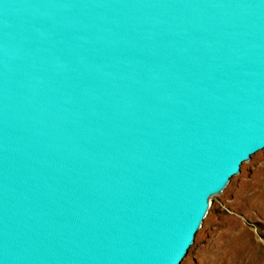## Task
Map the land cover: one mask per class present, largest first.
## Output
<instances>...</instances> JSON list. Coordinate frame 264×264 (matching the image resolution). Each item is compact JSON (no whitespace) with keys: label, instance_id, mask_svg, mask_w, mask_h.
<instances>
[{"label":"water","instance_id":"1","mask_svg":"<svg viewBox=\"0 0 264 264\" xmlns=\"http://www.w3.org/2000/svg\"><path fill=\"white\" fill-rule=\"evenodd\" d=\"M264 149V0H0V264H181Z\"/></svg>","mask_w":264,"mask_h":264},{"label":"rangeland","instance_id":"2","mask_svg":"<svg viewBox=\"0 0 264 264\" xmlns=\"http://www.w3.org/2000/svg\"><path fill=\"white\" fill-rule=\"evenodd\" d=\"M181 264H264V149L213 196Z\"/></svg>","mask_w":264,"mask_h":264},{"label":"bare ground","instance_id":"3","mask_svg":"<svg viewBox=\"0 0 264 264\" xmlns=\"http://www.w3.org/2000/svg\"><path fill=\"white\" fill-rule=\"evenodd\" d=\"M212 198H213V197H212ZM212 198H211V203H212ZM210 208H211V207H210ZM209 210H210V209H209ZM208 213H209V211H208ZM207 215H208V214H207ZM206 217H207V216H206ZM197 233H198V232H197ZM186 255H187V254H186ZM185 257H186V256H185ZM185 257H184V258H185Z\"/></svg>","mask_w":264,"mask_h":264}]
</instances>
